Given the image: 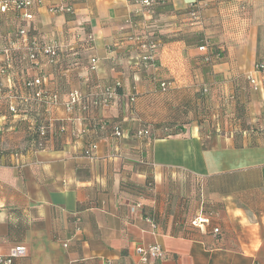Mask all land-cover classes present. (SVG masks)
<instances>
[{
	"label": "crops",
	"instance_id": "1",
	"mask_svg": "<svg viewBox=\"0 0 264 264\" xmlns=\"http://www.w3.org/2000/svg\"><path fill=\"white\" fill-rule=\"evenodd\" d=\"M59 1L31 8L25 24L31 41L59 46L53 65L30 62L20 15L0 14V46L13 59L0 81L20 97L11 116L0 99V254L23 245L16 264H264V0H156L150 11L131 0H65L71 12L49 14ZM145 37L158 42L153 66L135 41ZM206 42L222 57L204 62ZM39 73L61 103L46 114V147L33 151L25 128L40 107L23 102V83ZM113 83L121 88L108 106L65 112L69 91ZM122 95H135L133 113ZM143 127L150 137L135 134ZM90 143L98 148L85 157ZM199 214L211 218L204 232L191 225ZM151 243L165 257L143 263L135 248Z\"/></svg>",
	"mask_w": 264,
	"mask_h": 264
},
{
	"label": "built area",
	"instance_id": "2",
	"mask_svg": "<svg viewBox=\"0 0 264 264\" xmlns=\"http://www.w3.org/2000/svg\"><path fill=\"white\" fill-rule=\"evenodd\" d=\"M43 0H0V14L8 13V11H15L20 16H18V27H17V37L18 41L23 44L25 55L30 62L37 63L39 61V57H44L47 59L48 64H53L60 54V48L55 43H41L34 40H30L28 37V29L26 25L28 22L34 19V15L29 12V10L37 5H40ZM132 3L140 7L150 8L155 6L156 0H131ZM148 10V9H147ZM188 14L192 21H199L200 19V6L197 7L194 4H190L188 7ZM49 14H64L67 12H71V8L66 4L65 0H60L59 2L52 4V6L47 9ZM141 13L140 10H136L135 14L139 15ZM90 39V37L88 38ZM140 50H142V59L145 62H148L150 66H153L156 60V52L158 50V42L154 41L150 38H136ZM202 50L206 54L203 57L204 62H211L210 53H208V48L206 45H202L199 47V51ZM0 58L2 59V64L0 66V74L2 76H8L6 73L7 70L11 67V48L10 47H1L0 46ZM97 65V60L95 58H91L90 60V70L95 71ZM257 71L262 72L264 76V65L259 64L256 66ZM247 81L250 83L253 89H257V82L251 78L250 76L246 77ZM9 83V82H8ZM42 84V79L39 74L35 75L32 79L26 81L25 87L29 89V99L26 98L23 102L33 101L40 106L44 105L46 111L51 108L58 107L60 105L59 97L56 93L54 95L47 94L46 90L39 88L36 90L35 87H39ZM162 87L165 86L164 83H160ZM1 85V84H0ZM118 83H115L113 87H105L100 89L96 94H87L82 93L78 89H73L69 91L66 100L64 101V110L67 113H73L76 110L82 111L83 114H89L93 110H97L101 107L108 106L111 103V99L116 96V88L120 87ZM0 95H1V86H0ZM19 96L16 94L10 95L9 98V113L15 114L17 113V105ZM123 99L126 102L127 106H132L134 103V95H123ZM65 125L59 124L57 127V131L60 133L65 132ZM114 135L116 137H122L123 132L117 128L114 129ZM39 141L37 142L38 150L43 149V139L48 137V135L52 134L53 125L52 123H48L47 125H41L38 129ZM139 136H142V133H139ZM98 146L95 143L88 144V147L85 149L83 155L86 157H91L92 154L97 150ZM17 155V154H15ZM141 208L140 203H135L131 207V212L135 213L138 209ZM147 222L149 228L151 230H156V224L151 217H146L144 219ZM211 224V218L209 215L199 214L195 216L191 220L192 227L204 232L205 228ZM213 233L218 234L219 229L213 228ZM64 247L67 244H63ZM9 251L6 254H0V264H16V261L26 257L27 250L23 245H15L8 249ZM135 253L139 257L140 261L143 263L147 262H160L165 257V252L161 246L157 243H151L146 246H136Z\"/></svg>",
	"mask_w": 264,
	"mask_h": 264
},
{
	"label": "trees",
	"instance_id": "3",
	"mask_svg": "<svg viewBox=\"0 0 264 264\" xmlns=\"http://www.w3.org/2000/svg\"><path fill=\"white\" fill-rule=\"evenodd\" d=\"M204 45H206L207 46V48L208 49H210V48H212V46H211V44L210 43H208V42H206ZM222 54L223 53H221V50H220V48H216L215 49V51H212L211 53H210V56H211V61H212V59L214 58H221L222 57ZM12 58V57H11ZM10 58V59H11ZM40 58H44V57H39V59ZM46 59V58H45ZM12 60L13 59H11V63H12ZM60 60V58H59V56H58V58H57V60L55 61V62H53V64H55V63H57L58 61ZM46 61H47V59H46ZM53 64H51V65H53ZM10 69V68H9ZM6 73L9 75V70H7L6 71ZM39 75L41 76V79H43V75L42 74H40L39 73ZM33 78V77H32ZM32 78H30V79H32ZM30 79H25L24 80V83H23V88L24 89H26L27 90V92H29L30 93V91H29V89L28 88H26L25 87V83H26V81H28V80H30ZM0 86H1V95H0V99H4L5 100V104L7 105V111H8V114L11 116V115H17L18 114V112H19V105H17V113H15V114H10L9 113V92H8V90L6 89V86H5V84L3 83V80L2 81H0ZM115 83H113V85H114ZM165 84V83H164ZM113 85H110V86H105V87H113ZM105 87H103V88H105ZM160 87H161V92H163V93H165V92H167V90H168V84H165V86L164 87H162L161 86V84H160ZM36 88V90H38L39 88H41V89H44V90H46V93L49 95V94H51V95H54V93H56V92H51V91H49L47 88H44V86H43V84H41V85H39V87H35ZM121 87H117L116 88V96H118V92H119V89H120ZM209 92V90L207 89V88H203V90H202V93L203 94H207ZM123 96V95H122ZM134 103H133V105H135V103H136V97H135V95H134ZM4 103V102H3ZM31 104H33V105H36V106H38V104L36 103V102H33V101H31ZM32 105V106H33ZM133 105L130 107V112H132L133 113ZM38 107H40V109L38 110V113H37V115L35 116V121H33V123H31V124H28L27 126H26V132H28V139H29V144H30V147H31V149L33 150V151H38V147H37V142L39 141V136H38V132H37V129L43 124V125H47L48 123H50L51 124V121L48 119V117H46V114L48 113V111H46V108L44 107V105L43 104H41L40 106H38ZM29 112V111H28ZM183 124H186V122L184 121V122H182ZM115 128H117V129H119V130H121L122 132H124V130L123 129H121V127H120V125H118V124H115L114 126H112L111 127V129L113 130V133H114V129ZM139 133H142V136H141V138H145V137H150V129H148V127H143L142 129H140V130H138V131H136L135 132V134L137 135V134H139ZM53 134V133H52ZM52 134H50V135H48V137H45V139H43V148H45L46 146H45V143H46V141L52 136ZM88 147V146H87ZM86 147V148H87ZM85 148V149H86ZM85 151V150H84ZM154 222H155V220H154Z\"/></svg>",
	"mask_w": 264,
	"mask_h": 264
},
{
	"label": "rangeland",
	"instance_id": "4",
	"mask_svg": "<svg viewBox=\"0 0 264 264\" xmlns=\"http://www.w3.org/2000/svg\"><path fill=\"white\" fill-rule=\"evenodd\" d=\"M214 123H216L215 125L220 128V133H222V131H223L222 130V127L223 126L221 124V121L220 120H217V121L214 120ZM240 125L242 126V125H244V123H241ZM254 131H256L258 134H260L262 130H260V129H254Z\"/></svg>",
	"mask_w": 264,
	"mask_h": 264
}]
</instances>
